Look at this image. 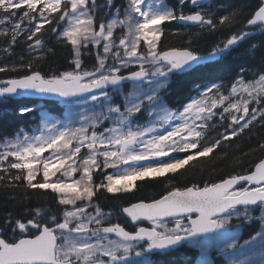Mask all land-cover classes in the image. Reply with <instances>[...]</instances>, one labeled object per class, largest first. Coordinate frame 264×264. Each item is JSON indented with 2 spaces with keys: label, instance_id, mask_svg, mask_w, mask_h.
Here are the masks:
<instances>
[{
  "label": "snow or ice",
  "instance_id": "snow-or-ice-1",
  "mask_svg": "<svg viewBox=\"0 0 264 264\" xmlns=\"http://www.w3.org/2000/svg\"><path fill=\"white\" fill-rule=\"evenodd\" d=\"M211 3L178 0L173 7L168 0H124L114 7V0H0L6 42L0 51L11 54L23 43L28 54L18 62L0 61V73L13 74L0 79V103L50 97L64 107L59 116L42 104L19 107L21 116L38 113L37 122L0 136V184L22 187L26 196L50 191L56 205L6 215L0 264H130L132 253L134 264H154V253L185 242L200 248L199 264H212V242L223 243L221 252L229 257L246 246L260 249L259 261L246 256L227 264H264V138L235 158L242 163L255 157L242 171L202 185L169 182L201 158L226 159L221 147H232L233 138L246 132L251 138L254 123L264 127V55L253 79H245L242 68L230 86L195 83L186 98L170 99L174 77L215 63L264 32V0L221 3L222 15ZM172 22L198 31L185 32V45L162 48L165 25ZM221 30L230 35L207 51L193 47L203 33ZM47 32L71 46L67 69L45 73L34 63L53 52ZM262 47L264 42H254L245 54ZM93 51L95 63L86 67L82 57ZM143 181H163L165 190L158 198L120 205L118 213L105 212L98 202L102 194L131 193ZM114 215L126 217L134 230L113 222ZM234 215L260 222L243 244L233 231L239 227L231 223Z\"/></svg>",
  "mask_w": 264,
  "mask_h": 264
},
{
  "label": "trees",
  "instance_id": "trees-1",
  "mask_svg": "<svg viewBox=\"0 0 264 264\" xmlns=\"http://www.w3.org/2000/svg\"><path fill=\"white\" fill-rule=\"evenodd\" d=\"M241 2L242 0H212L211 6L219 15H222L224 14V9L219 8V4H239ZM251 2L254 4L255 0H251ZM98 3H103V0H98ZM123 3L124 0H114V7L123 5ZM168 3L170 6L175 7L178 0H168ZM205 7H207V5ZM188 10L186 5L185 11ZM45 28H47V25H45ZM178 30L179 34H177ZM197 31V27L182 26L178 25L176 22L166 24L165 34L161 38V47L168 48L185 45L188 39L185 32L196 33ZM228 35H230V33L224 30L212 35L205 32L196 40L193 47L197 51H207L213 43L225 39ZM45 39L47 40L46 47H51L53 52L47 53L43 59L34 63L38 64L40 70L45 73L50 70L62 71L67 69L68 61L72 58L71 46H64L57 43L55 37L52 36L50 32L46 33ZM254 42L257 44L264 42V32H257L249 38L239 42L229 55L217 62L197 68L181 77H174L173 79L177 81V83H174L172 86L173 96L170 97V99H176L177 96L186 98L190 95L189 89L195 83L222 81L230 86L231 80L237 76V73H239L242 68L246 70L244 73L245 79H253L252 73L258 68L261 55H264V47L258 48L254 56L245 54V50ZM5 46L6 42L0 37V49ZM24 47L25 45L23 43H18L11 50V54L0 51V61L18 62L21 55H24L25 59H27L28 54L23 51ZM82 59L86 67H91L95 63V53L92 52L90 56L85 55ZM12 75V73H0V79L9 78ZM256 78H258V76ZM33 103L35 102L23 98L9 100L7 103H0V136L10 137L18 128H29L34 125L37 119L35 113H28L21 116L17 111L19 107ZM41 104L52 114H60L64 109L63 106L54 103L44 102ZM260 138H264V127L259 126L258 123H254L251 131V138H249L246 132L238 138H233L231 141L232 147H221L219 149L221 152L226 151L228 153L226 159L220 160L216 157L211 159L201 158L202 163L197 165L195 169L189 170L183 175H176L171 178L169 182L179 186L191 183H199L202 185L204 181L217 180L229 173L242 171L244 168H247L248 161L255 157H243L242 163L239 160H235V158L240 157L244 152H248ZM237 145L238 148L236 147ZM236 164L240 166L237 167ZM164 190L165 185L163 181H143L138 182L137 190L131 193L115 198L110 195L102 194L99 196L98 202L104 211L111 210L114 213H118L120 205L124 206L140 199L150 200L152 198H158L159 194ZM48 206L53 208L56 207L50 191L45 195L43 191L32 192L29 190L26 196L25 189L22 187H8L6 184H0V223L3 222V219L8 213H11L13 218H15L22 214L26 208H46ZM113 219L117 220L118 217L114 215ZM242 221L243 220H238V222H240V241L249 239L259 228L258 220H252L251 222ZM197 254L198 250L182 247L166 253H154L152 259L154 264H195ZM209 255L212 257V264L225 263V259L222 258L221 255L216 254V251L210 250ZM130 257V264H134L137 259L134 253H132ZM220 258H222V260H220Z\"/></svg>",
  "mask_w": 264,
  "mask_h": 264
},
{
  "label": "rangeland",
  "instance_id": "rangeland-1",
  "mask_svg": "<svg viewBox=\"0 0 264 264\" xmlns=\"http://www.w3.org/2000/svg\"><path fill=\"white\" fill-rule=\"evenodd\" d=\"M118 31V30H117ZM127 89H128V87H127ZM117 102H120V98H119V96H117ZM64 113V109L62 110V112L60 113V114H55V115H62ZM52 114V113H51ZM38 113H35V116H37V119H38ZM37 119H36V122H37ZM109 171H111V170H109ZM55 178H53V180H54ZM255 215L256 216H258L259 215V211L257 212V213H255ZM236 220H238L236 217H235V215L233 216V219H232V222L233 221H236ZM242 220V219H241ZM231 222V223H232ZM246 222V221H245ZM236 225H238V223H235V224H233V226H236ZM238 226H240V225H238ZM233 231L234 232H237L238 233V231H239V227L238 228H234L233 229ZM238 235H239V233H238ZM241 240V239H240ZM239 240V241H240ZM230 242V241H229ZM241 244H243V241L241 242ZM189 246H191V247H193L191 244H188ZM223 243H219V242H212L209 246H208V257H209V259H210V261H212V257L211 256H209V251L213 248V249H215V251H216V254L217 253H220L221 254V257L222 258H224L225 260H226V263H223V264H227V262L229 261V260H244L245 259V257L247 256V257H250V258H252L253 260H255V261H259V259H260V255H259V253H260V249H259V247H256V248H253L252 250H248L247 249V246L244 248V249H239V250H236V255H234V256H225V254L223 253V252H221V248H223ZM194 248H197L198 250H199V252H200V248L199 247H194ZM199 257H200V254H199V256H198V260H199ZM222 258H220V260H222ZM196 264H199V261L196 263Z\"/></svg>",
  "mask_w": 264,
  "mask_h": 264
},
{
  "label": "water",
  "instance_id": "water-1",
  "mask_svg": "<svg viewBox=\"0 0 264 264\" xmlns=\"http://www.w3.org/2000/svg\"><path fill=\"white\" fill-rule=\"evenodd\" d=\"M179 23V22H178ZM182 24V23H180ZM27 99H33V100H45V101H56L55 99L53 98H50V97H43V98H27Z\"/></svg>",
  "mask_w": 264,
  "mask_h": 264
}]
</instances>
